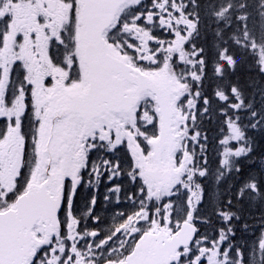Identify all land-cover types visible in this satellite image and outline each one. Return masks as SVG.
I'll list each match as a JSON object with an SVG mask.
<instances>
[{"label":"snow or ice","instance_id":"1","mask_svg":"<svg viewBox=\"0 0 264 264\" xmlns=\"http://www.w3.org/2000/svg\"><path fill=\"white\" fill-rule=\"evenodd\" d=\"M245 64L264 78V0H0V264H264V216L241 243L231 196L218 227L201 211L209 177L264 202V157L241 167L264 133V87L257 106L230 79ZM102 181L127 205L106 230L95 195L76 205Z\"/></svg>","mask_w":264,"mask_h":264},{"label":"trees","instance_id":"2","mask_svg":"<svg viewBox=\"0 0 264 264\" xmlns=\"http://www.w3.org/2000/svg\"><path fill=\"white\" fill-rule=\"evenodd\" d=\"M215 2L216 0H199V3L202 5V7L210 3H215ZM249 2L254 4L256 3V0H249ZM250 11L254 12V10L252 9H250ZM214 28H215V25H211L207 27L206 30L203 32V38L201 40L202 44H205L206 46L211 47L213 39H214L213 37ZM230 79L233 82L239 81V83L246 88L247 92L250 95H255L257 106L259 105L260 96H259L258 90L260 87H264V78L258 76L254 70H250L249 67L245 64V65L240 66L237 72L233 76H231ZM213 87L214 85L207 86V91L209 95H211ZM205 130L208 131V135H209L208 165L210 169L214 170L217 167L218 159H219L218 155H216L214 151V149H217L219 147L217 141L214 139V137L218 136L217 125L215 123L205 122ZM252 137L255 141V151H261L262 155L264 156V133L256 132V134L253 135ZM259 145L262 146V150H259ZM247 168L250 169L251 167L249 165L242 166L244 174L246 172L245 169ZM249 172L257 173V170L255 169L248 170V173ZM257 176L258 177L261 176V172L257 173ZM202 183L207 187H210L212 184H214V187L216 188L215 193H222L223 192L222 189L224 188V184H225V182L222 181L219 185H217L213 177H209L205 179L204 181H202ZM232 195H233V198H235V191H232ZM250 203L251 202L242 204L241 202V203H238V205L241 209H244L246 213L251 214V212L254 209L250 207L251 206ZM245 240L251 241L250 238H246Z\"/></svg>","mask_w":264,"mask_h":264},{"label":"flooded vegetation","instance_id":"3","mask_svg":"<svg viewBox=\"0 0 264 264\" xmlns=\"http://www.w3.org/2000/svg\"><path fill=\"white\" fill-rule=\"evenodd\" d=\"M118 155V154H117ZM119 156V155H118ZM117 181H113L116 183ZM113 183H108L107 181H102L99 183L98 188L94 186L84 187L78 189L76 193V205L80 210H86L89 201L92 199L93 195L96 197V204L94 206V214L98 215L101 219L99 224H94L91 218L88 219V225L90 228L100 227L102 229H107L113 223V217L120 210L126 209V203H117L115 198L112 197L109 200H105L106 195H111L108 189L113 186ZM122 185V192L120 193L121 201L124 200V194L131 192L133 186L129 184L126 179L119 181Z\"/></svg>","mask_w":264,"mask_h":264},{"label":"rangeland","instance_id":"4","mask_svg":"<svg viewBox=\"0 0 264 264\" xmlns=\"http://www.w3.org/2000/svg\"><path fill=\"white\" fill-rule=\"evenodd\" d=\"M253 132H254V131H251V132H250V135H251V136L253 135ZM259 150H262V146H261V145H259ZM260 152H261V151H260ZM245 162H246V161H245ZM245 162H243V163H245ZM243 163H242V164H243ZM242 164H241V165H242ZM204 195H205V190H204ZM207 209H208V208H207ZM238 229H239V227H237V229H236L237 232H236L235 240H236L237 242H242V240H243L242 236L245 235V233H244L245 230H244V228H242L241 231L238 232V231H239ZM258 229H259V227L257 228V230H258Z\"/></svg>","mask_w":264,"mask_h":264}]
</instances>
